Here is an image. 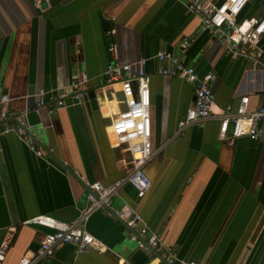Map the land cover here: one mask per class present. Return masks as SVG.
Masks as SVG:
<instances>
[{
  "label": "crops",
  "instance_id": "0c3cea01",
  "mask_svg": "<svg viewBox=\"0 0 264 264\" xmlns=\"http://www.w3.org/2000/svg\"><path fill=\"white\" fill-rule=\"evenodd\" d=\"M263 15L264 0H250L240 19ZM5 40L0 98L10 96L14 114L29 108L30 135L52 152L39 158L0 122V245L14 228L1 264H19L39 250L49 229L26 220L49 215L73 222L87 205V182L110 185L130 170L129 150L108 134L112 116L125 107L118 86H108L105 77L113 61L110 42L117 45L115 62L148 59L157 151L144 168L151 187L141 195L127 184L113 208L91 215L87 228L105 250L76 255V246L66 243L36 264H147L149 255L116 210L137 211L181 260L264 264V141L245 137L230 145L219 139L216 118L174 138L195 91L159 73L173 59L201 75L213 72V111L235 112L246 95L251 109L264 106V60L253 69L252 61L229 54L226 41L211 35L181 0H0V47ZM260 44L264 49V36ZM160 51L170 57L157 59ZM82 74L89 78L87 91L97 94V108L69 97L63 108L33 110L41 90L48 99ZM10 121L16 124V115Z\"/></svg>",
  "mask_w": 264,
  "mask_h": 264
},
{
  "label": "built area",
  "instance_id": "2783aa9c",
  "mask_svg": "<svg viewBox=\"0 0 264 264\" xmlns=\"http://www.w3.org/2000/svg\"><path fill=\"white\" fill-rule=\"evenodd\" d=\"M181 1L191 13L200 19L211 35H218L226 41L229 54L252 61L253 69L263 63L264 49L260 42L264 36V15L240 19L242 10L250 0H224L220 4L214 0ZM188 44L186 40L183 46L186 47ZM109 51L113 56V61L105 72L107 85L118 86L125 107L121 112L112 116L108 125V134L114 143L118 146L125 145L129 150L132 156L130 170L126 176L110 185L105 186L99 181L87 182V205L78 219L73 222L59 220L49 215H38L26 220V224H38L48 228L49 231L44 235L39 250L36 253L24 255L19 264H36L66 243L76 246V255L83 254L89 249L105 250L101 242L87 228L91 215L101 208H113L114 198L127 184L132 185L141 195L151 187V180L144 168L157 155V151L152 143L150 92L152 74L146 69L148 59L140 58L133 63L121 64L114 61L117 59L115 42L109 43ZM169 57L166 51H160L156 55V58L161 61ZM159 73L190 83L195 91V100L179 122L174 138L183 135L188 128L194 125L205 124L216 118L220 121L219 139L230 145H234L238 139L245 137L264 141V106L251 109L248 95L241 98L235 112L216 113L213 111L215 102L212 85L215 80L213 72L201 75L194 66L173 59V64L161 68ZM88 81V76L82 74L72 80L68 87L69 90L57 88L48 99L45 98L47 92L41 90L38 93L39 101L33 110L39 112L44 107L50 110L63 108L67 106L69 97L81 102L87 96ZM10 100L7 94L0 98V122L3 125V132L17 134L39 158H46L52 149L47 150L37 145L30 135L25 117L29 108L20 114H14L8 109ZM14 115L18 120L16 124L10 121ZM116 214L131 228V239L137 243L138 248L149 255L147 264H197L195 261L181 260L176 252L166 244L160 233L150 231L137 211L132 210L130 216H126L123 210H116ZM13 231L14 228L8 231L0 245V264L5 259ZM124 263L133 264L127 260Z\"/></svg>",
  "mask_w": 264,
  "mask_h": 264
},
{
  "label": "water",
  "instance_id": "95a60500",
  "mask_svg": "<svg viewBox=\"0 0 264 264\" xmlns=\"http://www.w3.org/2000/svg\"><path fill=\"white\" fill-rule=\"evenodd\" d=\"M47 6V2L46 1H43L41 3V7L42 8H45ZM7 46H8V41L5 40L1 47H0V67L3 63V60H4V57H5V54H6V49H7ZM30 93H33V90L30 89ZM85 100H91V104L93 105L94 108H97L98 107V102H97V94L95 92V90H90L88 93H87V96L85 98Z\"/></svg>",
  "mask_w": 264,
  "mask_h": 264
}]
</instances>
